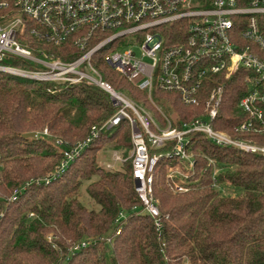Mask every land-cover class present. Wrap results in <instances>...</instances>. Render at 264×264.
I'll return each mask as SVG.
<instances>
[{
    "label": "trees",
    "instance_id": "16d2710c",
    "mask_svg": "<svg viewBox=\"0 0 264 264\" xmlns=\"http://www.w3.org/2000/svg\"><path fill=\"white\" fill-rule=\"evenodd\" d=\"M45 45L63 58L76 55L63 51L65 45ZM3 61L33 66L19 58ZM98 65L114 86L152 107L146 91L104 58ZM245 72L242 68L226 80L216 127L231 130L246 117L238 105L247 91ZM153 97L175 123L203 111L158 83ZM115 110L100 86L43 82L0 70V264H264V154L220 146L195 133V147L222 169L220 185L229 183L239 193L222 194L213 185L207 156L198 157L191 188L175 192L167 178V164L173 161L162 158L153 183L160 226L141 211L131 159L114 167L99 161L105 143L125 154L130 150L126 119L102 131L63 173L44 180L63 158L61 148L42 133L45 128L75 142ZM29 131L38 134L25 136ZM84 181L99 208L81 200ZM17 188L21 191L13 196Z\"/></svg>",
    "mask_w": 264,
    "mask_h": 264
},
{
    "label": "built area",
    "instance_id": "2783aa9c",
    "mask_svg": "<svg viewBox=\"0 0 264 264\" xmlns=\"http://www.w3.org/2000/svg\"><path fill=\"white\" fill-rule=\"evenodd\" d=\"M45 44L65 45L63 51L76 55L63 58ZM101 57L146 91L152 107L106 79L98 65ZM242 68L247 91L238 105L246 117L231 130L216 127L226 80ZM0 70L43 82L94 84L109 92L115 112L93 124L85 138L71 142L42 131L63 152L44 180L63 173L102 131L126 119L130 155L117 150L104 164L114 167L131 159L141 211L154 216L158 226L155 171L162 158L171 159L169 183L175 192L188 191L198 157L207 156L195 147V133L220 146L264 154L259 139L264 135V0H0ZM156 83L176 92L184 104L202 105L203 111L175 123L153 97ZM207 157L213 185L219 187L222 169Z\"/></svg>",
    "mask_w": 264,
    "mask_h": 264
},
{
    "label": "rangeland",
    "instance_id": "374dc122",
    "mask_svg": "<svg viewBox=\"0 0 264 264\" xmlns=\"http://www.w3.org/2000/svg\"><path fill=\"white\" fill-rule=\"evenodd\" d=\"M129 95V94H128ZM130 96V95H129ZM131 98L137 100L135 97L130 96ZM157 101V100H156ZM158 102V101H157ZM160 103V102H159ZM161 104V103H160ZM162 105V104H161ZM163 107V105H162ZM163 109L165 110V108L163 107ZM46 137L50 140H53V138L50 135H46ZM120 151L122 154L129 156L130 155V150L128 151L127 154L124 153V150L122 148H114L112 147L111 144H104L101 148L100 152V159L99 161L101 163H105L108 161H112V153L115 151ZM129 159V158H128ZM88 181H84L83 185L81 186L80 190H79V195L81 197V200L88 206L90 207H95V208H99V205L94 203V201L92 199H90L86 186H87ZM219 189L222 192V194H238L239 190L233 186H231V184L229 183H224L219 185Z\"/></svg>",
    "mask_w": 264,
    "mask_h": 264
},
{
    "label": "water",
    "instance_id": "95a60500",
    "mask_svg": "<svg viewBox=\"0 0 264 264\" xmlns=\"http://www.w3.org/2000/svg\"><path fill=\"white\" fill-rule=\"evenodd\" d=\"M38 134L37 131H29L24 133L25 136H36Z\"/></svg>",
    "mask_w": 264,
    "mask_h": 264
}]
</instances>
